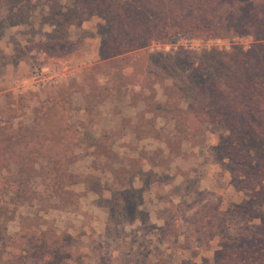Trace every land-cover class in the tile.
Segmentation results:
<instances>
[{
  "label": "rangeland",
  "instance_id": "obj_1",
  "mask_svg": "<svg viewBox=\"0 0 264 264\" xmlns=\"http://www.w3.org/2000/svg\"><path fill=\"white\" fill-rule=\"evenodd\" d=\"M109 2L126 11L0 0V264H264V68L248 55L264 62L263 38L188 33L128 51L163 29L130 25L162 10ZM112 30L122 45L103 47ZM36 70L56 78L33 85ZM112 97L119 112L144 106L122 126L146 146L94 144Z\"/></svg>",
  "mask_w": 264,
  "mask_h": 264
},
{
  "label": "trees",
  "instance_id": "obj_2",
  "mask_svg": "<svg viewBox=\"0 0 264 264\" xmlns=\"http://www.w3.org/2000/svg\"><path fill=\"white\" fill-rule=\"evenodd\" d=\"M6 1L11 2V0H5V3ZM31 1L32 0H14L15 5L13 8L17 9L18 12L25 10L28 8L27 6ZM82 1L85 4L98 3L100 4L99 6H103L104 13L102 18L106 21L108 20L107 16H109L110 12L113 10H115L114 14H116L117 11L121 13L126 11L125 8L121 6L116 8L114 4L109 2L110 0ZM138 2L141 3L142 0H138ZM146 5L155 11H157V8H161L162 15L159 17L154 15V17L151 16V18L143 17L140 22L130 25V33L139 34L142 33L144 27L147 26L145 31H148L151 26L158 24L157 27L161 26V28H163L158 33L160 37H155L156 35H154V33H147L142 41L143 43L140 44V38L136 39L134 44L132 43L133 41L127 43V46L133 44L128 51L147 47L153 40H172V42H174L173 40L175 37H179L180 34L186 35L188 33L195 36L206 34L210 38L224 39L230 36L247 35L251 30H255L250 34L254 35L259 41L256 44L259 45L263 43L262 39L259 38H263L264 40V0H146ZM134 9H136L135 12L133 11ZM140 9L142 8H139L137 3L133 6L132 10L127 9L128 16H130L131 20L141 18L142 14L139 12ZM182 9L185 10L186 15H179V11ZM98 10H101V7H98ZM70 11L72 13L71 19L78 18V11H76L77 13H73L72 10ZM192 13L194 15H192ZM94 16V14L91 15V17ZM110 22L111 27L118 32L126 29L124 19H111ZM116 30L106 33L105 36L110 37L105 42L106 46L103 45V47H111L115 44L119 46L122 45L119 39L112 40L113 32ZM256 51L257 50H254L248 54L250 57L254 56L252 65L255 64L256 68L258 66L264 68V62L258 57V54L253 55ZM244 57L246 59L248 58L246 56ZM216 109L217 112L210 113L209 116L214 119L215 123H222L225 121L224 115L219 111V107ZM39 150L41 151V149ZM71 165L72 164H70V166Z\"/></svg>",
  "mask_w": 264,
  "mask_h": 264
},
{
  "label": "crops",
  "instance_id": "obj_3",
  "mask_svg": "<svg viewBox=\"0 0 264 264\" xmlns=\"http://www.w3.org/2000/svg\"><path fill=\"white\" fill-rule=\"evenodd\" d=\"M116 101L117 100L115 99V97H112L110 101H106L104 105L98 107V118L96 123L93 124L92 128V139L97 140L96 142H94V144L101 142V144L104 143L105 145L108 143V140L110 141V139H114L120 141L121 144L130 143L137 146H146L151 141V137L149 138L145 135L142 136V133H140L136 129L137 127L135 128V131L126 128V130H128V134L123 136V132L125 129L122 126V123H124V118H127L129 120L130 114L133 117L143 116V114H145L144 106L140 104L134 107L125 105V111L119 112L115 110L118 106V103ZM131 108L132 111L129 113V110ZM85 112V110H82V114ZM141 120L143 119L138 118L137 122H140Z\"/></svg>",
  "mask_w": 264,
  "mask_h": 264
},
{
  "label": "built area",
  "instance_id": "obj_4",
  "mask_svg": "<svg viewBox=\"0 0 264 264\" xmlns=\"http://www.w3.org/2000/svg\"><path fill=\"white\" fill-rule=\"evenodd\" d=\"M56 76H48L43 70H36L31 77L33 85L46 86L50 80H54Z\"/></svg>",
  "mask_w": 264,
  "mask_h": 264
}]
</instances>
